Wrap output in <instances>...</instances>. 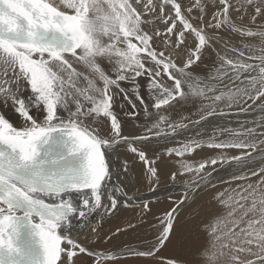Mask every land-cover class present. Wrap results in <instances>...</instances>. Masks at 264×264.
Returning a JSON list of instances; mask_svg holds the SVG:
<instances>
[{
	"label": "snow or ice",
	"instance_id": "1",
	"mask_svg": "<svg viewBox=\"0 0 264 264\" xmlns=\"http://www.w3.org/2000/svg\"><path fill=\"white\" fill-rule=\"evenodd\" d=\"M0 264H264V0H0Z\"/></svg>",
	"mask_w": 264,
	"mask_h": 264
},
{
	"label": "bare ground",
	"instance_id": "2",
	"mask_svg": "<svg viewBox=\"0 0 264 264\" xmlns=\"http://www.w3.org/2000/svg\"><path fill=\"white\" fill-rule=\"evenodd\" d=\"M107 227V226H106ZM124 239H128V237H124ZM133 242H135V241H133Z\"/></svg>",
	"mask_w": 264,
	"mask_h": 264
}]
</instances>
